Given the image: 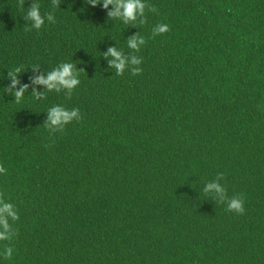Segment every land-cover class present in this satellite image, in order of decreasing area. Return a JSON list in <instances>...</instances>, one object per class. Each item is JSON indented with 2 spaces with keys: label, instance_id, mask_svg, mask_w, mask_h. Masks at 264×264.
<instances>
[{
  "label": "trees",
  "instance_id": "1",
  "mask_svg": "<svg viewBox=\"0 0 264 264\" xmlns=\"http://www.w3.org/2000/svg\"><path fill=\"white\" fill-rule=\"evenodd\" d=\"M33 2L56 22L31 28ZM58 2L0 0V199L18 212L0 264H264V0H144L129 24ZM111 46L141 63L117 75ZM65 62L71 93L33 84ZM57 105L81 118L50 131ZM219 176L224 200L203 191Z\"/></svg>",
  "mask_w": 264,
  "mask_h": 264
},
{
  "label": "clouds",
  "instance_id": "2",
  "mask_svg": "<svg viewBox=\"0 0 264 264\" xmlns=\"http://www.w3.org/2000/svg\"><path fill=\"white\" fill-rule=\"evenodd\" d=\"M88 4L92 7L102 4L105 10L109 9V5L113 7L107 11L108 17L121 20L124 24L137 21L138 18L144 17V10L146 4L144 0H88ZM58 0H53V6L59 7ZM41 6L38 2L31 3V6L27 8V12L24 15V20L30 22L31 28L39 30L45 25V22L55 23V16L53 13L48 12L44 15L41 14ZM168 31L167 24H158L153 29V35L162 34ZM145 44L144 37L135 33L127 38V47L131 50L139 51L141 46ZM105 58L109 59V65L115 69L117 75H122L129 65H139L141 59L135 55H126L122 50L116 46L108 48L107 52L104 53ZM23 66L15 67L8 71V78L11 79L12 83L7 88L8 91L14 90V96L17 102L23 97L28 85H20L19 88V73H21ZM38 67V66H35ZM33 67V69H35ZM74 63L65 62L61 63L57 67L53 68L44 74L33 79V84L45 86L47 91L60 92L61 89L67 90L69 93L80 84L79 73ZM132 72L139 73L140 69L132 68ZM35 98L40 99L43 93L33 90ZM80 113L79 109L73 108L68 110L62 106H53L47 111V127L50 131L62 130L63 127L72 122L73 120H79ZM6 169L0 165V174L6 173ZM223 179L219 176L216 180L206 183L203 191L207 194L214 195L219 200H224L226 195V188L220 183ZM229 211H235L237 213H243L244 201L241 198L233 197L227 203ZM18 219V212L13 203L8 202L5 199H0V241L10 240L13 233L9 224V220ZM13 248L5 247L3 256L6 259H10L13 255Z\"/></svg>",
  "mask_w": 264,
  "mask_h": 264
}]
</instances>
